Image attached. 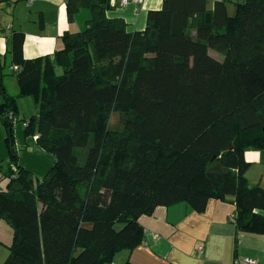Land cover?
<instances>
[{
	"label": "trees",
	"instance_id": "obj_1",
	"mask_svg": "<svg viewBox=\"0 0 264 264\" xmlns=\"http://www.w3.org/2000/svg\"><path fill=\"white\" fill-rule=\"evenodd\" d=\"M233 3L231 15L227 0H163L130 31L107 16L110 0H67L70 21L90 9L85 28L32 58L12 31L0 64V219L13 229L3 264H109L142 244L140 216L179 202L203 212L228 196L238 230L264 234V187L249 182L244 157L264 149V0ZM22 96L38 106L28 119L17 115ZM20 121L30 156L17 151Z\"/></svg>",
	"mask_w": 264,
	"mask_h": 264
},
{
	"label": "crops",
	"instance_id": "obj_2",
	"mask_svg": "<svg viewBox=\"0 0 264 264\" xmlns=\"http://www.w3.org/2000/svg\"><path fill=\"white\" fill-rule=\"evenodd\" d=\"M110 1L113 7L107 11V16L123 18L130 31L143 30L148 11L159 9L163 4V0ZM214 1L208 0V6L212 7ZM90 14V9L81 8L70 21L63 0H0V64L10 60L12 31L25 33L24 54L32 58L53 53L62 46L63 33L83 30ZM8 75L4 69L2 80L7 92L16 95V79L6 81ZM9 83L13 85V92H9ZM7 135L6 124L0 119V163L6 157ZM244 157L250 163L245 173L249 182L264 187V149L248 147ZM236 215L232 196L209 199L203 212L192 210L184 202L158 206L151 215L139 218L144 227L142 244L132 251L118 252L116 256L120 259L115 261V256L109 264H122L127 259L135 264H237L245 257L264 264V234L238 230ZM11 230L13 233L12 227L0 219V242L6 243ZM199 245L201 252L197 250Z\"/></svg>",
	"mask_w": 264,
	"mask_h": 264
},
{
	"label": "rangeland",
	"instance_id": "obj_3",
	"mask_svg": "<svg viewBox=\"0 0 264 264\" xmlns=\"http://www.w3.org/2000/svg\"><path fill=\"white\" fill-rule=\"evenodd\" d=\"M227 6H228V12L229 14H234L235 13V5L233 3V0H227ZM215 50H211V54L216 56L214 54ZM216 53V52H215ZM221 56V57H218ZM216 56L218 59H222L223 58V54ZM9 77H5L6 81H10L12 80V78L14 79V76L10 77V74L8 75ZM10 79V80H9ZM10 86V91L9 92H13V85L12 83H9ZM12 94V93H11ZM13 95V94H12ZM17 115L18 117H20V119H28L33 115H36L38 112V106L36 105V103L34 102V100L29 97V96H22L19 97L17 100ZM22 121V120H21ZM21 121L19 123H16L15 128H14V134H15V139L18 141L20 140V142L18 143L17 146V151L19 153H22L24 149L27 150L28 154L26 156H30L32 147H33V142L30 139H26L24 137V128L22 126ZM108 122H109V126L111 129H115V130H121L123 127V123H122V119L120 117V115L116 112H113L110 114V116L108 117ZM7 127V125H6ZM29 144V145H28ZM87 148H81V150L79 149L78 151L83 154L86 151ZM80 161L83 162L84 158L81 156ZM4 169L7 168V165L3 166ZM85 182H82L80 185L81 190L84 186ZM8 224V223H7ZM9 225V224H8ZM10 226V225H9ZM12 230L9 231V233H7V241L6 243H2L0 242V264H3V262L6 260L7 256H8V244H10L11 240H12ZM6 244V245H5ZM120 259V256H116L115 261ZM124 262V261H123Z\"/></svg>",
	"mask_w": 264,
	"mask_h": 264
},
{
	"label": "built area",
	"instance_id": "obj_4",
	"mask_svg": "<svg viewBox=\"0 0 264 264\" xmlns=\"http://www.w3.org/2000/svg\"><path fill=\"white\" fill-rule=\"evenodd\" d=\"M64 2H66L67 0H63ZM125 1V0H124ZM137 1H140V0H137ZM13 70H17L18 69V67L15 65V66H13V67H11ZM10 117H12V114H10ZM197 250L199 251V252H201L202 251V246L201 245H199L198 247H197ZM237 264H256V261L253 259V258H251V257H245V258H243V259H241V260H239L238 262H237Z\"/></svg>",
	"mask_w": 264,
	"mask_h": 264
},
{
	"label": "water",
	"instance_id": "obj_5",
	"mask_svg": "<svg viewBox=\"0 0 264 264\" xmlns=\"http://www.w3.org/2000/svg\"><path fill=\"white\" fill-rule=\"evenodd\" d=\"M10 144L12 146V149L11 150L14 152V144H15V142H14V139L13 138L11 139Z\"/></svg>",
	"mask_w": 264,
	"mask_h": 264
}]
</instances>
